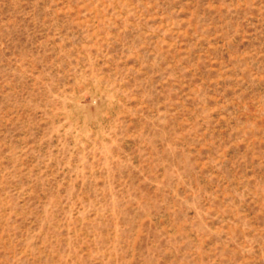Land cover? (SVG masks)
Here are the masks:
<instances>
[{
  "label": "rangeland",
  "instance_id": "1",
  "mask_svg": "<svg viewBox=\"0 0 264 264\" xmlns=\"http://www.w3.org/2000/svg\"><path fill=\"white\" fill-rule=\"evenodd\" d=\"M0 264H264V0H0Z\"/></svg>",
  "mask_w": 264,
  "mask_h": 264
}]
</instances>
